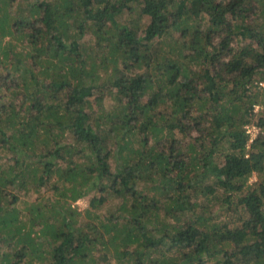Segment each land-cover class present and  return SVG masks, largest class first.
I'll use <instances>...</instances> for the list:
<instances>
[{
  "label": "trees",
  "instance_id": "trees-1",
  "mask_svg": "<svg viewBox=\"0 0 264 264\" xmlns=\"http://www.w3.org/2000/svg\"><path fill=\"white\" fill-rule=\"evenodd\" d=\"M263 83L264 0H0V264H264Z\"/></svg>",
  "mask_w": 264,
  "mask_h": 264
},
{
  "label": "rangeland",
  "instance_id": "rangeland-1",
  "mask_svg": "<svg viewBox=\"0 0 264 264\" xmlns=\"http://www.w3.org/2000/svg\"><path fill=\"white\" fill-rule=\"evenodd\" d=\"M122 23H126V21H122ZM263 86H264V83H263ZM259 109L257 107H255V112H257ZM247 133L250 135V141L256 137V134H257V128L255 127H247ZM256 181V177L253 175L251 178H250V183ZM87 204H88V198H83L81 200H78L76 202H74V206L76 208H78L79 210H83L87 207Z\"/></svg>",
  "mask_w": 264,
  "mask_h": 264
}]
</instances>
